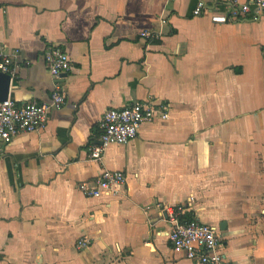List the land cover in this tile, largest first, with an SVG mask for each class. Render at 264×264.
I'll return each instance as SVG.
<instances>
[{
    "label": "crops",
    "instance_id": "crops-1",
    "mask_svg": "<svg viewBox=\"0 0 264 264\" xmlns=\"http://www.w3.org/2000/svg\"><path fill=\"white\" fill-rule=\"evenodd\" d=\"M198 1L0 0L8 97L50 102L47 48L72 64L65 105L0 144V264H194L157 204L217 227L229 264H264V19L212 23ZM149 97L169 118L90 159L103 113ZM103 169L126 175L120 194L87 197Z\"/></svg>",
    "mask_w": 264,
    "mask_h": 264
},
{
    "label": "built area",
    "instance_id": "built-area-1",
    "mask_svg": "<svg viewBox=\"0 0 264 264\" xmlns=\"http://www.w3.org/2000/svg\"><path fill=\"white\" fill-rule=\"evenodd\" d=\"M199 0L192 14L194 16L208 14L212 23H235L240 21H260L264 19V0ZM225 4V9L221 5ZM163 21V20H162ZM140 37L149 42L161 39V31L143 29ZM43 60L53 79L56 81L51 92L49 103L30 101L21 105L7 97L0 101V144H9L12 139L23 133H31L43 129L50 119L52 109H60L65 105L66 91L61 79L72 70L70 57L60 48L50 47L44 50ZM0 71L15 76L12 57L0 43ZM169 118L168 107L157 103L154 98L135 101L120 108L107 109L96 128L98 141L88 148L90 159L102 160L105 149L112 144H127L136 137L143 123H153L156 119ZM126 175L121 170L103 169L92 183H82L79 188L87 197L116 198L121 187L126 183ZM160 213L169 226L167 236L171 248L184 253L194 264H229L225 253L220 251L222 236L217 227L203 223L196 218L189 220L183 217L180 206L157 204ZM90 241L81 236L76 242L78 250L84 249Z\"/></svg>",
    "mask_w": 264,
    "mask_h": 264
},
{
    "label": "water",
    "instance_id": "water-1",
    "mask_svg": "<svg viewBox=\"0 0 264 264\" xmlns=\"http://www.w3.org/2000/svg\"><path fill=\"white\" fill-rule=\"evenodd\" d=\"M64 74L63 76H66ZM11 84V75L0 71V101L8 97L9 85Z\"/></svg>",
    "mask_w": 264,
    "mask_h": 264
},
{
    "label": "trees",
    "instance_id": "trees-1",
    "mask_svg": "<svg viewBox=\"0 0 264 264\" xmlns=\"http://www.w3.org/2000/svg\"><path fill=\"white\" fill-rule=\"evenodd\" d=\"M182 215H183V217H185V218H187L189 220H192V215H190L188 212L187 213L185 212Z\"/></svg>",
    "mask_w": 264,
    "mask_h": 264
}]
</instances>
